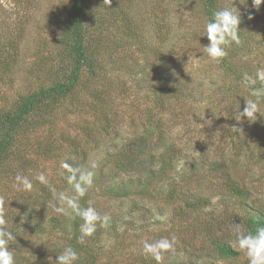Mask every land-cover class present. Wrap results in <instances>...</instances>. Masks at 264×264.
I'll return each mask as SVG.
<instances>
[{"label": "rangeland", "instance_id": "obj_1", "mask_svg": "<svg viewBox=\"0 0 264 264\" xmlns=\"http://www.w3.org/2000/svg\"><path fill=\"white\" fill-rule=\"evenodd\" d=\"M71 2L72 0H0V112L13 109L24 96L41 86L52 85L65 75L64 65L56 61V53L60 50L62 31L69 19L68 8L71 7ZM129 3H132L128 11L129 29L113 24L102 32L97 30V34L94 35L103 48L100 50V56L105 55V59L113 63L105 62L107 64L105 69L97 70L95 76L86 69L83 81L76 91L61 104L56 102L55 106H52L53 113L59 118L58 122L35 133L33 140L39 144L38 148L45 150L53 147L59 157L46 160L41 157L40 152L34 154L31 150L25 163L27 172L22 175H27L31 179L36 172H43L57 192L67 195L69 191L64 188V175L61 171L63 162L71 157L70 140H74L76 144H83L81 146L86 148L88 153L86 171H92L93 177L98 179V185H102L110 172H113V168L109 172V168L102 164L103 161H107L110 166L113 165L111 162L113 154L109 147L106 148L110 144L108 142L113 140L117 132L120 134L117 137L121 138L112 143H122L125 137L134 131L137 130L138 133L142 131L138 126L148 107L154 104L153 95L146 93L149 87L151 89L150 85L155 77L152 75V80L145 72L142 73V67L155 65L159 68L160 59L155 52L169 50L172 46L173 58L164 55V60H180V63L186 60L190 70L193 67L196 69L193 71L196 72L193 77H200L205 86L197 88L199 95L196 94L182 102L176 110L178 113L176 117L172 116L171 112L161 111L157 114L158 118L168 122L166 123L168 141L174 143L177 148V156H174L176 166L171 174L167 173L166 176L178 189L195 194L203 201L209 198L210 204L203 208L201 206L200 209H192L187 208L181 201L168 203L163 195L156 192L150 191V194L145 195L134 189L127 198L105 202L109 208L114 207L113 213L123 221L117 224V231L107 230L101 235L104 244L114 246L111 252L112 261L116 260L121 262L120 264H142L139 257L147 256L143 250L145 242L153 243L161 238L169 240L174 238V250L164 254L163 264H168L183 252L182 240L191 234L190 229L185 228L184 220L177 216L179 211L187 210L188 219L197 217L201 221H206L213 216L217 219L222 218L225 224L218 222L221 232L231 230L232 223L235 224L233 229L236 232L240 227L237 218L246 216L247 211L234 205L236 199L223 191L226 190L225 179L220 181L215 179L221 171L210 177L207 175V168L197 169L198 161L203 159L202 163L210 165L204 161L210 152L226 145V142L217 139L215 123L218 127L221 126L220 118L216 121L214 119L225 110L229 99L231 100L229 105L237 101L236 105L239 106V103L245 105L246 98L244 95H208L210 82L203 71H216L208 66L211 59L203 58L205 39L200 37V33H194L198 26L203 28L201 0H129ZM222 5L239 8L244 15L246 14L247 23L253 27L246 26L255 32L263 33L264 15L260 18L261 13H257L256 17L254 9L248 5L245 7L240 0H223ZM249 13L253 15L251 20L248 19ZM13 47L15 49L11 50ZM211 64L220 70L219 62L213 61ZM200 70L201 72H197ZM129 71L138 73L136 80L129 78ZM115 74L119 75L118 80L114 78ZM143 80L146 83H143ZM171 97L174 100V95ZM48 110L45 107V112ZM39 116L37 113L33 118L37 119ZM106 123L111 125L113 131L111 134L103 132L101 128ZM113 146L114 144L110 145L114 149ZM237 157V155L234 157L233 162L227 161L225 170L238 183L243 181L244 185L255 191L249 199L253 205H264V146L259 150L255 149L249 157ZM192 171L198 174H191L188 179H184ZM119 175L117 181L119 180L118 183L121 184L128 177L139 181L144 173L131 171ZM14 181L15 176H6L0 180V198L5 201L0 202V205L6 207V204L13 202L12 211L19 210L22 202H33L41 187V184L33 180V191L23 193L16 190ZM160 183L165 184L164 189L169 191L168 182ZM100 189L99 186L98 190ZM195 196L193 195V198ZM233 208L236 209L234 216ZM53 214L54 211L50 209L49 215ZM236 215L240 216L235 218ZM142 219L149 224L147 230L143 228L145 222L143 223ZM42 220L45 219L42 217ZM13 222L14 220H11V223ZM23 222L20 221L21 225L16 229L22 226L26 232L17 233L16 229L13 232L16 241L10 247L14 254L25 248L24 246L33 249L37 244L42 245L43 240L48 241L47 244L55 242L54 232L50 233L49 239V235L38 234L32 226L22 225ZM7 227L9 229L8 223ZM190 228L192 229V226ZM125 229L127 231L123 235ZM194 232L196 233L195 230ZM199 234L201 235H197V239L191 240L192 247L195 248L194 256L200 257L201 264H248L246 256L241 252L238 258L228 260L214 258L217 256H214L212 247L206 245L205 233L199 231ZM116 241L117 245H114ZM47 244L43 245L44 249H47ZM45 255L55 259L56 254L46 251ZM143 264L149 263L145 261Z\"/></svg>", "mask_w": 264, "mask_h": 264}, {"label": "trees", "instance_id": "obj_2", "mask_svg": "<svg viewBox=\"0 0 264 264\" xmlns=\"http://www.w3.org/2000/svg\"><path fill=\"white\" fill-rule=\"evenodd\" d=\"M222 2L223 0H201L200 8L204 14L202 20L210 19L214 11L225 7ZM131 5L132 3H129V0H111V2L109 0V2L105 3L104 0H72L71 7L68 8L69 19L62 31L60 50L56 53V61L64 65L65 75L60 77L58 81H54L52 85L41 86L24 96V99L20 100L13 109L0 112V180L6 176H16L18 173L25 174L27 172L25 163L29 158L28 152L31 150L34 154L40 152L41 157L46 160L59 157L53 147L40 150L38 148L39 144L33 140L35 133L43 127L54 126L58 122L59 118L53 113L54 107L52 106H55L56 102L61 104L64 99L76 91L83 81L82 78H84L86 69L95 76L97 70L100 71L102 69L101 71H103L105 69L107 66L105 62L113 63V61H107L108 59H105V55L100 56V50H103V48L94 35L97 34V30L102 32L113 24H119L121 27L129 29L128 11ZM247 5L249 8L254 9L253 12L254 14L256 13V17H258L257 13H261L260 18H263L264 5H261L259 11L253 7L252 0H247ZM241 14L242 23L240 28L242 31L240 35L242 43L238 46L232 45L228 49L227 56L219 61V71L211 64L213 60L208 63V66L212 67V70L216 72L203 71L210 82V88L207 89L210 91L208 95H244V97L249 99H256L251 95L250 89L243 84V74L247 72L250 75H254L257 67H264V31L260 33L248 28L246 26L249 25L246 21L247 16L242 12ZM198 29L199 31L195 30L194 33L197 34L196 32H198L203 35V28L198 26ZM258 35H261V37ZM202 37L205 39L204 44L206 46L209 41L206 36ZM13 49L15 47L11 48V50ZM167 50L154 51L160 59L159 64L161 65H158L160 66L159 68L151 65L141 69L142 73L145 72L151 79L152 75L155 77L150 85L152 86L151 89L149 87L146 93L147 95H153L154 107H148L145 116L142 117L140 126H138V128H142V131L139 133L137 130L134 131L133 134L126 136L122 143H112L114 140L121 138L117 137V135H120L117 132L113 140L108 142L110 144L106 148L109 147L108 149L113 154L111 157L113 165L110 166L107 161L102 163L109 168V172L113 168V172H110L108 179H105L102 185H98L97 177H93L91 186L87 188L83 196H79L73 187L75 181L69 183V177L73 173L64 167L61 171V174L64 175V188L70 193L66 196L73 198L79 209L94 208L101 218H106L104 226L100 227L98 222L95 233L92 236L81 239L80 229L83 224L81 217L70 208L68 209V215L57 212L55 209L61 205L52 198L49 188L41 185L37 191L38 194L34 196V201L20 203L19 210L12 211L11 205L13 202L6 204V207L0 205V210L2 211L0 213L5 216L10 231H14L17 226H20V221H24L22 225L32 226L38 234L49 235L50 239V233L54 232L53 235L56 237L53 244H47L48 241L45 242L43 240L42 245L37 244L33 249L24 246L25 248L15 254L16 264H55L52 256L45 255V252L49 251V253L53 252L57 255L66 246L73 247L79 253L80 260L78 264H120L121 262H116V260L112 261L111 252H113L114 246L109 247L104 244L101 235L106 233L107 230L117 231V224L123 219L119 220L117 214L113 213L114 207L109 208L105 202L118 198H127L133 193L134 189L145 195L150 194V191L156 192L163 195L168 203L172 204L181 201L187 208L192 209H200L201 206L203 208L210 204L209 198L203 201L201 197L195 196V194H193L195 196L193 198V195L183 191L184 189H178L176 184L166 176L167 173L171 174L176 166L174 156H177V148L174 143L168 141L166 133V123L168 122L163 118H158L157 114L161 111L171 112L172 116L176 117L178 115L176 110L182 105V102L200 93L197 92V88L205 86L200 77H193L196 73L193 71L196 69L193 67L190 70L186 60L181 61V63L180 60H164V55L173 58V54L171 55L172 46ZM203 58L208 59L207 55H203ZM197 72H201V70ZM128 75L132 80H136L138 73L129 71ZM117 77L119 78V75L115 74L114 78L117 79ZM142 82L146 83L144 80ZM193 88H196V90ZM172 95H174V100L171 97ZM229 102H231L230 99L228 100ZM236 102L233 101L230 105L227 103L225 110L220 112V115L214 119L216 121V119L220 118L221 126L218 127L215 123L218 131L217 139L220 142L223 140L226 145L222 148L218 147L214 152H210L207 159L204 160L210 165L205 162L202 163L203 159L198 161L197 169L207 168V175L210 177L214 176L215 172L221 171V174L216 175L215 179H219V181L225 179L226 190H222L227 192L230 197L236 199L234 205L247 211L246 216L242 215L243 218L238 217L240 215L235 216V218L238 217L239 229L254 233L257 227L264 226V205H253L249 199L255 191L244 185L243 181L238 183L229 176L225 166L227 161L233 162L236 155L240 156V158L242 156L249 157V155L254 153L255 149L259 150L264 146V116H260L257 113L259 118L256 122L250 123L245 118L243 122L238 123L234 119L238 115L239 110ZM244 106L240 105V111H243ZM45 107L49 109L47 112H45ZM261 107L264 108V99L261 100ZM37 113L40 115L39 118H33ZM233 127L242 128L243 132L234 130ZM101 128L107 134L113 132L111 125L108 123L103 124ZM88 134L91 133L88 132ZM112 144H114V149L110 147ZM81 145L83 144H76L74 140H70L69 151L71 157L63 163L67 162L73 168L86 171V156L88 153L86 148ZM231 152L233 153L231 154ZM131 171H139L141 174L144 173V176L139 181L133 177H131V180L128 177L121 184L118 183L120 182L119 180L117 181L118 176H120L119 173L127 174ZM186 173L187 171L184 175ZM195 173L198 174L193 171L189 172L184 179H188L191 174ZM78 176L79 173H77V178ZM158 179L164 183H169V191L164 189L165 184H161ZM50 185L52 187L53 184ZM144 185L145 187H143ZM99 186L101 187L100 191L98 190ZM208 199L209 201L205 202ZM0 202L4 203L5 201L0 198ZM50 209L54 211L53 215H49ZM235 210L234 208L232 209L233 216ZM179 212L177 216L184 220L185 228L190 229L189 232L191 234L182 240L183 249L181 251L183 252L168 264L202 263L200 257L194 256L195 248L192 247L191 240L192 238L197 239L196 236L201 235L199 231L205 233L206 245L211 246L212 251L215 253L214 256H217L214 258L228 260L240 256V252L234 248L235 234L237 232L233 229L235 227L234 223H232L233 228L231 230H222L221 232L218 222L224 225L225 221L222 218L217 219L213 216L209 220L201 221L197 217L196 219H188L187 210ZM42 217L45 220H42ZM227 217L229 218V214ZM235 218L234 220H236ZM11 220H14V222L11 223ZM142 222L144 223L145 219H142ZM147 222H149V219ZM223 225L221 226L222 228ZM147 226L149 224L145 222L143 225L144 230H147ZM191 226L192 229L190 228ZM16 231L17 233L26 232L22 226ZM126 231L127 229H125L123 235ZM44 244L48 245L47 249L43 248ZM114 245H117V241ZM9 248L11 250L10 245ZM139 261L142 264L145 261L149 264H157L149 255L145 257L140 255Z\"/></svg>", "mask_w": 264, "mask_h": 264}, {"label": "clouds", "instance_id": "obj_3", "mask_svg": "<svg viewBox=\"0 0 264 264\" xmlns=\"http://www.w3.org/2000/svg\"><path fill=\"white\" fill-rule=\"evenodd\" d=\"M109 2V0H104ZM111 2V0H110ZM241 4L247 6V0H240ZM253 7L259 11L261 5H264V0H252ZM248 19H253V15L249 13ZM242 14L239 8L223 7L213 12L210 19H205L203 22L202 36H206L209 43L203 46V55L213 61L219 62L228 54V49L232 45H240ZM199 31V29H197ZM243 84L250 89L251 95L256 99L246 98V104L243 111H240V103L238 115L234 119L241 123L245 118L250 123L258 120L257 113L264 116V108L261 107V100L264 99V67H257L255 74L250 75L247 72L243 74ZM234 130L243 132L242 128L233 127ZM62 167L72 172L69 177V183L73 184L75 192L79 196H83L87 188L92 184V171H82L78 168H73L67 162L62 164ZM77 173L79 176L77 178ZM33 180L39 184L49 188L52 198L59 202L60 207L56 208L57 212L68 215V209L76 211L77 215L83 220L81 225V239L83 237L92 236L97 230V223L103 227L106 218H101L94 208L79 209L75 200L66 196L63 192H57L52 188L50 182L43 172H36L30 179L27 175L17 174L15 176L14 186L17 191L23 193H31L34 185ZM66 205V207H65ZM14 231H10L7 227L5 216L0 213V264H16L14 250H10L9 245L15 244L16 236ZM234 248L246 256L248 264H264V226L257 227L255 232L244 229L237 230L235 234ZM145 255H150L157 264H162L164 254L174 250V238L169 240L161 238L153 243L145 242ZM80 260L79 253L71 246H66L62 251L58 252L54 261L55 264H78Z\"/></svg>", "mask_w": 264, "mask_h": 264}]
</instances>
